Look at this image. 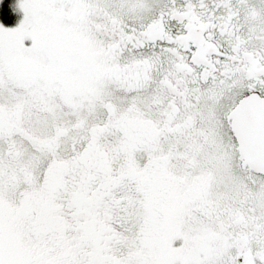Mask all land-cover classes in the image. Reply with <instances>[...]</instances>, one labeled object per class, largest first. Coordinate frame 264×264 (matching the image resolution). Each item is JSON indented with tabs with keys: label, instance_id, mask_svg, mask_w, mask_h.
Instances as JSON below:
<instances>
[{
	"label": "snow or ice",
	"instance_id": "obj_1",
	"mask_svg": "<svg viewBox=\"0 0 264 264\" xmlns=\"http://www.w3.org/2000/svg\"><path fill=\"white\" fill-rule=\"evenodd\" d=\"M11 7L0 264H264V0Z\"/></svg>",
	"mask_w": 264,
	"mask_h": 264
},
{
	"label": "trees",
	"instance_id": "obj_2",
	"mask_svg": "<svg viewBox=\"0 0 264 264\" xmlns=\"http://www.w3.org/2000/svg\"><path fill=\"white\" fill-rule=\"evenodd\" d=\"M11 5H14L13 0H1L0 1V18L5 23H12L13 20L19 15V12H13Z\"/></svg>",
	"mask_w": 264,
	"mask_h": 264
},
{
	"label": "rangeland",
	"instance_id": "obj_3",
	"mask_svg": "<svg viewBox=\"0 0 264 264\" xmlns=\"http://www.w3.org/2000/svg\"><path fill=\"white\" fill-rule=\"evenodd\" d=\"M1 1V0H0ZM13 2L15 3V0H13Z\"/></svg>",
	"mask_w": 264,
	"mask_h": 264
}]
</instances>
